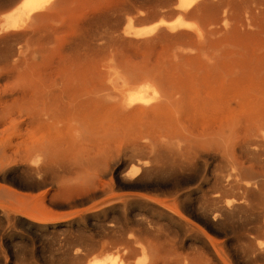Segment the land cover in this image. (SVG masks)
I'll return each instance as SVG.
<instances>
[{
    "label": "rangeland",
    "instance_id": "obj_1",
    "mask_svg": "<svg viewBox=\"0 0 264 264\" xmlns=\"http://www.w3.org/2000/svg\"><path fill=\"white\" fill-rule=\"evenodd\" d=\"M18 1L0 0V16ZM254 1L244 0L235 5L210 0L211 9L201 5L184 17L194 32L163 30L144 40L122 34L127 20L133 18L136 27L153 25L161 20L172 22L176 19L172 13L176 0H62L64 11L62 9L59 18L47 27L57 30L59 42L65 48L61 57L65 59L70 83L72 80L73 84H89L93 91L105 87L111 96L118 94L113 91L123 83L122 80L148 77L154 84H173V80L174 84H181L180 79L190 71L199 73L202 66L215 62L218 56L227 55L238 67L237 71L234 67L236 74L246 75L245 84H264V0ZM31 26L25 30L32 29ZM23 33V29L0 32V49L4 48L6 54L18 56L21 53L18 56L21 63L32 58V51L36 49ZM24 43L34 45V48L29 46L28 51V44ZM23 52L29 58H25ZM54 57L47 70H43L44 77L47 75L45 84H27L31 79L26 71L21 80L16 74V80L0 81V89L7 86L9 89L12 86L61 87L59 71L64 64L57 54ZM36 60L40 61L38 56ZM192 68H198L197 72ZM199 74L200 77L204 75ZM74 129L63 127L56 133L46 129L29 133L31 140L50 134L56 137L60 150L57 161L64 162V167L69 161L73 163L76 156H79L78 162L82 158L83 165L77 162L76 168L75 163H69V167L73 166L64 168L66 172H61L64 170L61 168L57 178H41L20 166L3 169L0 156V164H3V167L0 165V264H87L93 258L106 256L114 259L116 264L140 261L143 264L151 261L173 264L174 260L176 264L179 258L185 264H208L209 261V264H264V184L259 183L261 178L264 180V147L244 145L248 143V136L243 130L234 136L236 160L232 163L222 161L218 150L211 147L204 148L205 154L198 160L188 161L189 164L176 162L169 168L158 169L150 163L143 168L145 171L142 169L133 175L131 171L136 161L127 150L133 133L139 131L146 137L143 125H134V132L129 136L126 133L116 138L105 136L101 126L97 125H91L81 133ZM73 131L80 134V138H86L79 139ZM260 131L264 138V130ZM71 140L73 144L70 145ZM85 157L88 163L86 160L84 164ZM253 174L257 175L252 177ZM247 182L254 185L250 184V194L245 191ZM132 241L143 243L148 250L140 251ZM149 245H154L153 251Z\"/></svg>",
    "mask_w": 264,
    "mask_h": 264
},
{
    "label": "bare ground",
    "instance_id": "obj_2",
    "mask_svg": "<svg viewBox=\"0 0 264 264\" xmlns=\"http://www.w3.org/2000/svg\"><path fill=\"white\" fill-rule=\"evenodd\" d=\"M209 1L210 0H176V4H173L174 9L172 10L173 15L176 16V19L174 21L166 22L161 20L153 25L136 27L133 25V18H129L122 34L126 37H131L137 40H144L158 34L159 32H162L163 30H166L170 33H177L181 30H192L191 26L184 21V17L198 10L201 5L207 6ZM215 1L218 4L221 2H233L234 4L235 2H237V4H239L244 0ZM63 2L62 0H19L10 10L0 16V32H17L18 30L23 29L25 31L23 35L27 37L30 42L35 44L36 46V49H33L32 51L33 56L31 55L32 53L28 54L31 55L32 58L24 60V63H21L22 60L18 58L21 53H17L18 56L16 55V53L13 55L7 52L6 54L3 52L4 48L3 50L0 49V81L9 82L10 79L15 78L16 74L18 79L21 80L26 71H28V78L31 79V81H29L27 84H45L47 75H45L44 77L43 70H47L49 63L55 54L58 55L60 62L64 64L63 69L59 71V80L61 82L60 84H62L61 87L54 86L30 89L26 86H18L14 88L12 86V88L9 89L7 86L3 90L0 89V156L4 163V167L2 166V162L0 165L3 167V169L7 166H20V168H23L24 171H29L31 172V174L34 173L41 178H48L49 176L51 178H55L59 174V170H62L64 168H71L74 163L75 167L78 166V163L80 164L81 162H83H80L82 158L79 160V162L77 161L79 159V156H76V160L73 159V163L72 161H69L70 165L73 164L70 167L69 163H66L68 164V166L65 164L67 167H64L62 164L64 162L61 163L57 161L60 150L58 142H56L57 138L53 137L51 134L47 137H43L42 134V137L40 138H38V136L37 138L35 137L36 139H29V133L34 130L43 132L46 129L51 132H55L57 130L59 131L63 127H67V129L75 127L77 130L74 129V131L76 130V133L77 131L78 133H81L82 131H86L87 129L91 128V125H97L101 126V128L105 132V136L107 135L110 138H116L126 133V135L129 136L131 133L134 132L132 131V126L134 127V125H143V127L145 128L146 137H142V133L137 131L136 133H133L130 136L129 140L131 145L129 151L127 150V152H129L128 154L133 157L136 161V163L133 162L135 164L134 170H130L132 172L131 174L133 175L139 174L140 170H142L144 167L147 168L148 164L150 163L155 164L152 165L154 167H158V169H160L159 167L169 168L176 162H179L178 164H180V162L181 164L184 162L188 163V161H193V159L196 160L197 158H200L202 154H205L204 148L211 149V147H215L218 150L220 154L219 156L221 157L222 161L224 160L226 162L232 163V161L236 160L234 136L239 130H243L246 133L245 136H248V143L245 142L244 145H247L249 147L250 145H253V147L254 145H258L256 146L257 148L260 147V145H263L262 147H264V138L262 137L263 135H261L262 133L259 134L260 130H264V84H245L246 75L244 73H242L240 76L236 74L237 72H235V70L237 71L236 68L238 67H235V62L231 61L229 55L218 56L215 62L211 63L210 61V63L206 64L205 66L201 65L202 67L199 68L198 71L199 73H204L205 76L201 75L200 77L199 73L192 74V71H190L191 73L189 72V75H187L186 77L183 76L180 79L181 84H174V80L172 81L173 84H154L151 81L152 78L150 79L148 77H140L132 81L122 80L123 83L120 84L119 87L115 84L117 89H113L115 90L113 92L118 91V94L112 96L109 95L111 93L110 91V93L107 94L108 90L105 87L93 91L90 88L89 84H73L72 80L71 84L70 74L65 69V59L61 57L62 51H64L63 49L65 48H63L64 46H62V43L59 42V39L57 37V30L54 28L47 27V24L55 21L57 17L59 18L62 9L64 11L63 5H65V3L63 4ZM245 5L247 6V4ZM245 5L243 7H245ZM138 13H140V11ZM140 14L142 15L143 12H141ZM207 17L209 16L207 15ZM37 21L39 22L38 25ZM55 24H57V22ZM29 26H31L30 28L32 29L25 30L26 27ZM192 31L194 32V30ZM184 35L189 34L184 33ZM201 36L199 35V37ZM215 36H218V34ZM28 39L26 40L28 41ZM23 42L25 41H22L21 43ZM202 43L203 42H201V44ZM29 46L33 47L34 45H30V43L28 44V46L26 45L28 51L31 48ZM25 52H23L24 55L26 54ZM11 55L13 57H11ZM234 55L236 56V54ZM37 56L40 59L39 62L36 60ZM25 58H29L27 54ZM239 62L243 63L241 61ZM53 64H55V62H53ZM192 69L195 70V68ZM196 70L195 72H197ZM74 131L72 134L75 135L76 133ZM85 133L87 134V132ZM64 134L66 135L67 132H65ZM76 136H79V139L86 138H83L82 135V138H80V134H76ZM175 139L178 141L174 142ZM179 140L184 141V144H186L183 145L181 143L182 141ZM83 141L85 142V140ZM69 143L71 145L73 144V141L71 140ZM260 148L259 150H261ZM262 151H264V149ZM88 158L91 157L88 156ZM84 160L85 164L87 160L86 157L84 158ZM95 163H97V160ZM199 164H201V162ZM134 166H131V168H133ZM144 169L142 171H145ZM1 170L2 169L0 168V171ZM71 170L73 171V169ZM79 170L81 171L83 169L79 168ZM79 170L77 169V172ZM88 170L90 169L88 168ZM95 170L97 169L95 168ZM5 172L7 171H4V173ZM61 172L66 171L64 169ZM258 175L261 174L259 173ZM253 176L254 174L252 175V177ZM263 176L264 175H262V177ZM257 178H259V176ZM262 179L263 178L260 179L261 182L264 181ZM261 182L259 183L263 185L264 183ZM54 184L57 186L59 185V183L56 184V182ZM250 184H252V182H247V184H245V191L249 194L252 193V188ZM228 222H230L229 219ZM162 235L164 234L162 233ZM167 240L170 239H168L167 237ZM134 243H136V246L140 251L145 252L146 250H148V246L146 247V245H144L143 243L139 241H134L132 244L134 245ZM153 249L154 247L150 251H153ZM177 256L179 257V254H177ZM183 257L185 256L183 255ZM151 262L152 263L150 264H157V262ZM174 262L175 260L173 261V264H175ZM209 262L207 263L209 264ZM137 263L143 264L141 263V261ZM185 263L186 262L183 263V259L180 258L176 261V264ZM189 263L191 262L189 261ZM87 264H116V261L111 257L106 256L103 258H93L88 261Z\"/></svg>",
    "mask_w": 264,
    "mask_h": 264
}]
</instances>
